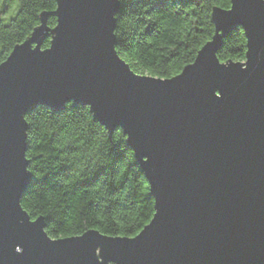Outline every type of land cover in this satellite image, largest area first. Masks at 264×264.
I'll return each instance as SVG.
<instances>
[{
    "label": "water",
    "instance_id": "obj_1",
    "mask_svg": "<svg viewBox=\"0 0 264 264\" xmlns=\"http://www.w3.org/2000/svg\"><path fill=\"white\" fill-rule=\"evenodd\" d=\"M54 2L0 63V264H264V0L213 7V36L172 79L120 59L118 0ZM236 28L245 61L221 62ZM67 104L133 151L154 200L135 239L91 229L52 240L20 206L32 184L24 116Z\"/></svg>",
    "mask_w": 264,
    "mask_h": 264
},
{
    "label": "trees",
    "instance_id": "obj_2",
    "mask_svg": "<svg viewBox=\"0 0 264 264\" xmlns=\"http://www.w3.org/2000/svg\"><path fill=\"white\" fill-rule=\"evenodd\" d=\"M55 0H0V63L13 46L52 12ZM114 47L138 75L179 74L212 36L213 7L230 0H118ZM7 16V17H6ZM48 28L56 18L48 16ZM42 40L41 48L49 46ZM217 58L245 61V36L236 28L222 40ZM87 106L67 104L60 113L38 107L25 117L26 156L32 184L20 206L32 220L42 217L53 239L97 230L132 237L153 217L154 200L134 153L120 129L109 137Z\"/></svg>",
    "mask_w": 264,
    "mask_h": 264
},
{
    "label": "snow or ice",
    "instance_id": "obj_3",
    "mask_svg": "<svg viewBox=\"0 0 264 264\" xmlns=\"http://www.w3.org/2000/svg\"><path fill=\"white\" fill-rule=\"evenodd\" d=\"M230 11V10H229ZM165 79H172V77H165ZM217 95H219V93H217ZM137 236L139 235V233L136 234ZM130 239H135V237H131Z\"/></svg>",
    "mask_w": 264,
    "mask_h": 264
},
{
    "label": "rangeland",
    "instance_id": "obj_4",
    "mask_svg": "<svg viewBox=\"0 0 264 264\" xmlns=\"http://www.w3.org/2000/svg\"><path fill=\"white\" fill-rule=\"evenodd\" d=\"M7 17V16H6Z\"/></svg>",
    "mask_w": 264,
    "mask_h": 264
}]
</instances>
